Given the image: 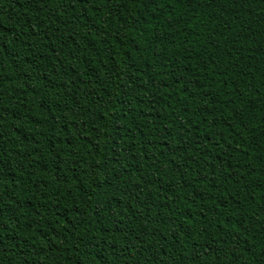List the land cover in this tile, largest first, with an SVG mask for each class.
Here are the masks:
<instances>
[{
    "label": "trees",
    "instance_id": "obj_1",
    "mask_svg": "<svg viewBox=\"0 0 264 264\" xmlns=\"http://www.w3.org/2000/svg\"><path fill=\"white\" fill-rule=\"evenodd\" d=\"M0 264H264V0H0Z\"/></svg>",
    "mask_w": 264,
    "mask_h": 264
}]
</instances>
